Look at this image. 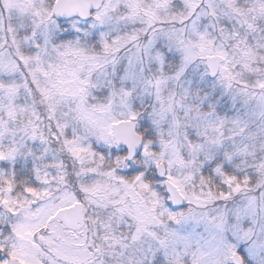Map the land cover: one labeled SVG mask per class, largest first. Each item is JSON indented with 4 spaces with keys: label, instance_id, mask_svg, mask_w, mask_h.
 I'll return each instance as SVG.
<instances>
[{
    "label": "snow or ice",
    "instance_id": "snow-or-ice-1",
    "mask_svg": "<svg viewBox=\"0 0 264 264\" xmlns=\"http://www.w3.org/2000/svg\"><path fill=\"white\" fill-rule=\"evenodd\" d=\"M0 264H264V0H0Z\"/></svg>",
    "mask_w": 264,
    "mask_h": 264
}]
</instances>
